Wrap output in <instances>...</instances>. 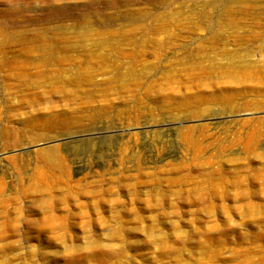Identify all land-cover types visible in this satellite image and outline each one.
<instances>
[{"label": "rangeland", "instance_id": "rangeland-1", "mask_svg": "<svg viewBox=\"0 0 264 264\" xmlns=\"http://www.w3.org/2000/svg\"><path fill=\"white\" fill-rule=\"evenodd\" d=\"M261 43L264 0H0V264H264Z\"/></svg>", "mask_w": 264, "mask_h": 264}, {"label": "bare ground", "instance_id": "bare-ground-1", "mask_svg": "<svg viewBox=\"0 0 264 264\" xmlns=\"http://www.w3.org/2000/svg\"><path fill=\"white\" fill-rule=\"evenodd\" d=\"M37 1V0H36ZM39 1V0H38ZM12 2V1H11ZM18 2V1H17ZM42 2H43V0H42ZM113 3H115V2H113ZM20 4V3H19ZM13 5H15V4H13ZM109 5V4H108ZM25 6V5H24ZM16 7V6H15ZM14 7V8H15ZM54 8V7H53ZM52 8V9H53ZM55 9V8H54ZM51 10V9H50ZM61 11H60V13H59V15H60V17H59V19H62V18H64L65 16H64V11H65V9L64 8H61L60 9ZM11 11V10H10ZM55 15L57 14L56 13V11H52ZM13 14V13H12ZM50 14V13H49ZM9 15V14H8ZM14 15V14H13ZM15 15H17V14H15ZM57 16V15H56ZM15 17V16H14ZM8 18V17H7ZM51 18V17H50ZM57 18V17H56ZM30 44V43H29ZM262 48H264V44L263 43H261V44H258V49H262ZM8 52V51H7ZM5 57V56H4ZM1 64V63H0ZM3 64V63H2ZM1 64V65H2ZM0 65V66H1ZM9 65V64H8ZM241 67H243L242 69H240L239 70V72L242 74V76H244V77H249L250 79H253V78H255V77H257L259 74H260V72L262 71V70H264V65L262 66V68H260V67H258V66H252V65H250L249 63H247V64H244L243 66H241ZM1 68V67H0ZM2 70V69H1ZM226 73H231V71L230 70H226L225 71ZM8 73V72H7ZM12 75V74H11ZM227 76H228V74H227ZM238 77H241V75H239ZM261 78V77H260ZM27 83V82H26ZM8 101V100H7Z\"/></svg>", "mask_w": 264, "mask_h": 264}]
</instances>
